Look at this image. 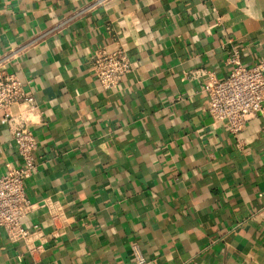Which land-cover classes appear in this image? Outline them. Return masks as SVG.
I'll use <instances>...</instances> for the list:
<instances>
[{
	"label": "crops",
	"instance_id": "0c3cea01",
	"mask_svg": "<svg viewBox=\"0 0 264 264\" xmlns=\"http://www.w3.org/2000/svg\"><path fill=\"white\" fill-rule=\"evenodd\" d=\"M97 1L0 0V67L40 111L31 235L0 230V264H137L133 246L144 264H264V102L234 136L202 89L233 49L264 62V0ZM119 46L133 67L105 90L90 58ZM20 165L0 112V174Z\"/></svg>",
	"mask_w": 264,
	"mask_h": 264
},
{
	"label": "built area",
	"instance_id": "2783aa9c",
	"mask_svg": "<svg viewBox=\"0 0 264 264\" xmlns=\"http://www.w3.org/2000/svg\"><path fill=\"white\" fill-rule=\"evenodd\" d=\"M239 56V51L233 49L225 59L229 67L227 75L223 78L209 75L202 85L207 95L206 112L213 122H225L234 136L240 134L247 122L262 110L264 102V62L244 64ZM90 65L105 90L115 89L133 67L121 46L113 50L96 49ZM14 105L20 107L17 114L11 111ZM0 112L21 162L20 166L0 174V230L12 242L26 241L31 234L22 226L21 220L37 207L25 194V182L36 169L34 152L38 146L30 126L39 122L40 111L33 96L24 92L17 76L3 67H0ZM49 212L55 220L56 209L50 207ZM133 253L137 264L145 263L136 246H133Z\"/></svg>",
	"mask_w": 264,
	"mask_h": 264
}]
</instances>
